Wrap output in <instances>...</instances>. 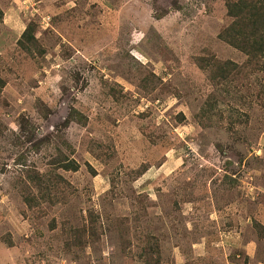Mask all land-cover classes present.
Instances as JSON below:
<instances>
[{
	"label": "rangeland",
	"instance_id": "374dc122",
	"mask_svg": "<svg viewBox=\"0 0 264 264\" xmlns=\"http://www.w3.org/2000/svg\"><path fill=\"white\" fill-rule=\"evenodd\" d=\"M0 8V264H264V70L243 96L196 63L246 59L218 38L226 0ZM29 24L44 56L18 43ZM211 95L244 123L205 120Z\"/></svg>",
	"mask_w": 264,
	"mask_h": 264
},
{
	"label": "trees",
	"instance_id": "16d2710c",
	"mask_svg": "<svg viewBox=\"0 0 264 264\" xmlns=\"http://www.w3.org/2000/svg\"><path fill=\"white\" fill-rule=\"evenodd\" d=\"M226 9L227 16L230 20L219 33L218 38L242 53L246 57L245 61L239 64L232 60H220L214 56H210L201 57L196 60V63L201 69L208 72L209 83L215 89H220L221 86L229 89L235 85L233 89L238 88L237 92H242L239 89L241 85L236 82L240 79H247L248 81L253 79L257 83L259 73L264 70V0H226ZM2 19L3 11L0 8V21ZM35 31L36 27L29 24L18 43L27 55L34 56L37 54L38 56H44L46 51L38 45ZM157 80L161 83L159 77H157ZM5 85L6 81L0 76V94ZM263 95L264 90L261 89L257 96L264 100ZM215 96L211 95L202 107L201 116L206 117L207 119L205 120H212L214 116H225L226 119H229L228 125L231 131L237 125L244 123L241 117H245V113L239 107H230L227 109L224 105H219L220 101ZM80 117L83 118L82 115ZM72 120L75 119L72 118ZM219 120L221 119L219 118ZM215 123L211 124L214 126ZM61 165L63 166L61 168L66 171L75 172L79 170L78 164L73 160L67 159V157ZM45 179L43 175L39 174L35 176L28 175L29 183L33 185L37 184L40 190H44L43 186L46 184ZM45 190L46 194H43L42 198L47 201L45 195L50 193L51 187H48L47 184ZM23 198L25 204L30 209L38 206V203L34 202L35 198L33 196L28 197L25 194ZM49 200L51 199L49 198ZM53 203L56 204V202ZM255 226L261 232L262 236L264 234V227L259 223H256ZM156 253H158V250ZM145 264H159V258L148 253L147 257H145Z\"/></svg>",
	"mask_w": 264,
	"mask_h": 264
}]
</instances>
